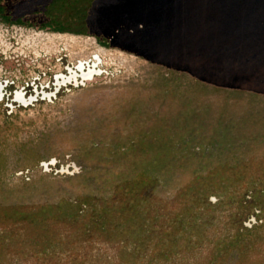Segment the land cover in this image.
Wrapping results in <instances>:
<instances>
[{
    "label": "rangeland",
    "instance_id": "374dc122",
    "mask_svg": "<svg viewBox=\"0 0 264 264\" xmlns=\"http://www.w3.org/2000/svg\"><path fill=\"white\" fill-rule=\"evenodd\" d=\"M262 39L264 0H0V264H264Z\"/></svg>",
    "mask_w": 264,
    "mask_h": 264
},
{
    "label": "flooded vegetation",
    "instance_id": "af4514ba",
    "mask_svg": "<svg viewBox=\"0 0 264 264\" xmlns=\"http://www.w3.org/2000/svg\"><path fill=\"white\" fill-rule=\"evenodd\" d=\"M55 34H58V33H55ZM37 37L36 36H34V37H25L23 40L29 39V38L30 39H36ZM63 38H65V37H63ZM1 41H2V43H4L3 40H1ZM57 49L58 48L52 49V47H51V48H48V49H45V50L46 51H54V50H57ZM66 49L69 51V53H70L72 58H76V57L79 58V64L77 66V69L79 68L80 65L84 67L83 60L90 58L92 55L95 56L92 64L96 65L98 62L103 61L101 56L99 55V53L106 51L103 47L98 46L97 44H95L93 47H90L88 49L85 48V47H82V48H79V49H74V48H66ZM33 50H34L35 53L38 52V49H33ZM89 67H91V65ZM83 70L85 71V67H84ZM78 72H80L79 69H78ZM76 76H77V71L74 70V71L71 72V76L67 77V79L69 80L70 78H76ZM63 81H65V78L63 79ZM21 95L23 96V94H21V93L17 94V98H19L20 100H21ZM23 97H24V99H26L25 96H23Z\"/></svg>",
    "mask_w": 264,
    "mask_h": 264
},
{
    "label": "bare ground",
    "instance_id": "6f19581e",
    "mask_svg": "<svg viewBox=\"0 0 264 264\" xmlns=\"http://www.w3.org/2000/svg\"><path fill=\"white\" fill-rule=\"evenodd\" d=\"M60 38H70V40L72 41V43H74V45H81L82 43H95V38H83V37H78V36H74L71 34H57ZM73 46V45H72ZM82 46V45H81ZM74 48V47H73ZM109 54V53H108ZM115 56H112L110 58H114L117 59L119 61L120 64H122L123 66H128V67H132V61L134 60L133 57H128L126 54H124L123 52H118V51H114ZM79 71L81 72V76L85 79L90 78L92 76V74L96 73L97 70L95 68V64H92L91 67H86L85 71L83 70L84 67L83 66H79ZM21 100L26 101V99H24V97L21 95Z\"/></svg>",
    "mask_w": 264,
    "mask_h": 264
},
{
    "label": "trees",
    "instance_id": "16d2710c",
    "mask_svg": "<svg viewBox=\"0 0 264 264\" xmlns=\"http://www.w3.org/2000/svg\"><path fill=\"white\" fill-rule=\"evenodd\" d=\"M52 7H53V5H51L50 8H52ZM236 22H238V20H237ZM125 40H126V39H122V40H121V37H119V39H117L116 42H118V43L121 44V43H125V42H126ZM262 40H264V39H262ZM136 48L139 49V46L137 45ZM215 59H216V57H215ZM188 62H190V63H187V62H186V63H187V64H193V63H195L194 61H188ZM222 68H223V66H222ZM214 69L217 71V69H218L217 66H215V68H213V72H212V73H214ZM220 69H221V67H220ZM213 75H214V74H213ZM217 75H218V74H217ZM229 79H230V78H229Z\"/></svg>",
    "mask_w": 264,
    "mask_h": 264
}]
</instances>
